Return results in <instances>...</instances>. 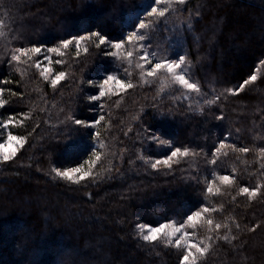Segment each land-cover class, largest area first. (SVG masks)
I'll return each mask as SVG.
<instances>
[{
  "label": "trees",
  "instance_id": "16d2710c",
  "mask_svg": "<svg viewBox=\"0 0 264 264\" xmlns=\"http://www.w3.org/2000/svg\"><path fill=\"white\" fill-rule=\"evenodd\" d=\"M152 3L0 0V98L8 101L0 122L16 115L14 126L0 128V144L9 131L27 137L14 160L0 166V264H179L183 245L162 235L144 242L146 228L138 227L169 222L185 223L193 242L210 245L199 264H264V196L239 194L244 186L264 192V0H186L142 30L145 41L129 44L138 18L152 22ZM95 31L124 39V47L98 49L93 38L81 42L78 56L74 45L62 56L47 51ZM32 46L41 53L11 61L16 48ZM141 47L157 58L184 55L182 67L201 91L189 95L170 90L169 82L162 87L159 77L142 80ZM43 67L66 76L53 88L40 75ZM109 74L134 87L90 100ZM253 74L256 81L239 90ZM100 115L95 128L74 123ZM177 147L190 155L171 169L151 168ZM78 165L91 175L58 183L54 170ZM205 206L216 211L188 227L185 214Z\"/></svg>",
  "mask_w": 264,
  "mask_h": 264
},
{
  "label": "snow or ice",
  "instance_id": "6c2138e0",
  "mask_svg": "<svg viewBox=\"0 0 264 264\" xmlns=\"http://www.w3.org/2000/svg\"><path fill=\"white\" fill-rule=\"evenodd\" d=\"M186 0H153V3L149 5V9L146 10L147 17L152 18V22L149 23L146 20H142L138 18V23L134 24V29L130 35L126 37V40L129 44H134V42H142L145 41V34L142 30L149 29L152 25L159 20L160 18H165L170 11H174L173 5H184ZM95 38V47L101 48V46L110 45L111 48L120 50L125 45V40L121 39L118 41H111L105 35H102L99 31L89 32L87 36L80 35L78 37H73L71 39H64L61 41L59 47H51L48 48L47 51L50 53H56L57 55H63L64 52L62 50H68L70 46H75L77 56L79 55L80 45L82 41H92ZM103 50V49H101ZM84 52H88V48H84ZM41 53V48L38 46L32 47H19L16 48L11 54V61H20L21 57H26L27 60H31L34 55H38ZM110 53L105 52V55H109ZM117 53L113 52L111 55L115 56ZM133 55L132 51L127 52V56L131 58ZM47 59V57H46ZM140 60L142 63L137 64V67L140 69V78L147 82L148 78H158V74H165L169 79V82L178 84L183 89L188 92H197L201 91L199 85L195 82H192L188 77L187 73L183 69V65L185 64V56L180 55L178 58H157V54L155 51H145L143 47L140 49ZM57 64L61 63V61L57 60ZM264 63V61H261ZM36 67L40 68V62H36ZM51 67H43L40 75L45 79L49 80L51 86L55 88L66 76L65 72L60 71L54 76H50L52 73ZM256 75H250L248 79H245L240 85L239 90H242L249 83L256 81ZM7 83V81H5ZM134 85L131 82H126L123 79H119L114 75H107L105 79H103L102 83L99 85V94L92 95L89 99L92 101H98L101 98H104L109 93L118 90H127L132 89ZM3 95V89H0V97ZM12 95H16V93H12ZM218 100L219 97H216ZM8 101L0 98V109L6 107ZM208 104L215 103V100L207 101ZM103 105H101V108ZM23 114H21L22 116ZM72 120V117H69ZM105 119L104 115H100L99 118L94 119L91 123H86L81 119H74V123L78 126H82L84 128H95L96 125H99L101 121ZM217 119H223V116L217 117ZM16 121V115L10 114L7 119L0 122V128L10 129L14 126ZM22 122V121H21ZM99 133H96L97 140L99 141ZM154 140H157L160 144H168L167 140H160L158 137H153ZM27 143V137L14 135L11 131L8 132L7 144H0V160L3 162H8L12 160L16 155L18 149L24 147ZM15 145V147H13ZM104 145L100 143V147L102 148ZM225 147L223 142L220 143L219 147L216 149V152H220L222 148ZM239 151L247 152L249 151L247 148H240ZM194 154V153H193ZM261 154L264 155V149L261 150ZM95 156V160H99L100 156L93 152ZM190 155L188 148H180L177 147L170 152V154L166 155L162 159H157L154 163L151 164L152 169H157L158 166H164L167 169H171L174 163H178V158L188 157ZM95 163V161H92ZM209 163L215 165L216 159H212ZM55 176L59 177L63 180H67L72 183H80L82 180L91 175V171H85L81 166H76L70 168L68 170L60 171L58 169L54 170ZM218 179L224 184H232L233 180L227 175H221ZM219 190L217 189V192ZM207 193H213V187L210 183L207 187ZM239 194L247 196L248 198H256L259 196H264V192H261V186H257L254 188L249 187H240ZM216 211V209L209 208L207 206L198 209V210H189L186 216V224L188 227H195L194 222L198 219L204 217V214ZM205 222L208 225H211L213 222L210 219H206ZM142 232L146 228V234L142 235V240L144 242L155 243L161 237V235L168 239L169 243H173V238L175 246L180 248L183 245L182 255L178 258L179 264H199V257L204 256L210 251V245H203L202 243L193 242L190 234L185 230V223H181L179 226H176L174 223H164L159 226H151V225H139L138 226ZM221 227L220 224H216L215 228L219 229ZM227 227V225H225ZM239 229V225L236 226ZM251 231H255V229H251ZM211 239V237L209 238ZM229 237L225 236L224 240H228ZM232 239H236L235 236Z\"/></svg>",
  "mask_w": 264,
  "mask_h": 264
},
{
  "label": "rangeland",
  "instance_id": "374dc122",
  "mask_svg": "<svg viewBox=\"0 0 264 264\" xmlns=\"http://www.w3.org/2000/svg\"><path fill=\"white\" fill-rule=\"evenodd\" d=\"M113 49V48H112ZM114 51H116V49H113ZM184 69V68H183ZM185 71V70H184ZM158 77H159V80H160V83H161V85H162V87H166V86H168L169 85V83L171 84V88H169L170 90H177L179 87H181V86H179L178 84H175V83H171V82H169V79L166 77V75L165 74H158ZM169 82V83H168ZM182 88V87H181ZM192 92H188V94L190 95ZM7 138H8V135L5 137V139H4V141L1 143V144H7ZM13 147H15V145H13ZM18 151H19V149H18ZM18 151H17V153H18ZM16 157V156H15ZM14 157V158H15ZM14 158L12 159V160H14ZM11 161V160H10ZM0 166H1V169H2V167L4 168V167H7V165L5 164V162H3L2 160H0ZM56 177V176H55ZM57 178V180H58V183L59 182H62L63 184H65V185H67V186H71L73 183L72 182H69V181H67V180H63V179H61V178H59V177H56ZM75 184V183H74ZM146 230V229H145ZM146 232V231H145Z\"/></svg>",
  "mask_w": 264,
  "mask_h": 264
}]
</instances>
